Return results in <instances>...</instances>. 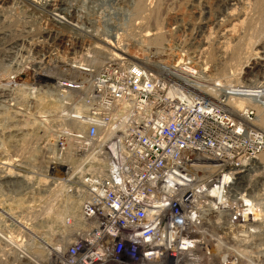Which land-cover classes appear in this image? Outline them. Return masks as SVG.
I'll return each instance as SVG.
<instances>
[{
	"label": "built area",
	"instance_id": "built-area-1",
	"mask_svg": "<svg viewBox=\"0 0 264 264\" xmlns=\"http://www.w3.org/2000/svg\"><path fill=\"white\" fill-rule=\"evenodd\" d=\"M120 21L115 9L76 14L45 53L28 47L17 55L10 82L19 85L27 70L34 91L45 75L57 104V159L43 173L44 187L62 190L57 213L72 198L78 204L41 238L12 219L0 230V264H204L196 254L204 228L221 218L214 210L198 216L206 196L228 194L231 202L241 191L253 199L242 191L245 180L264 183L262 165L254 166L263 154L255 112L244 108L237 118L228 107L243 89L198 87L188 63L180 68L188 79H166L131 58L115 33ZM98 54L104 58L95 66Z\"/></svg>",
	"mask_w": 264,
	"mask_h": 264
},
{
	"label": "rangeland",
	"instance_id": "rangeland-1",
	"mask_svg": "<svg viewBox=\"0 0 264 264\" xmlns=\"http://www.w3.org/2000/svg\"><path fill=\"white\" fill-rule=\"evenodd\" d=\"M205 1H207L209 3L208 6H210L209 14H205L207 11L202 10L203 1L201 0L98 1L95 7L85 8L83 17H86V14L90 11L95 12L100 7L107 10L115 9V12L119 14V18L121 19L120 26H116L117 29H115V33L124 38L125 41H120L123 43V46L127 44L134 50L136 49L139 51L141 50L140 48H142L145 53L147 52L146 54L149 56L148 60H151V62H158L161 68L165 70H178L182 68L185 63H188L187 67L190 69L193 68V70L197 72V79L201 81L200 83L203 84V86H209L208 84H214L215 82L221 84L227 83L231 86L234 85V87L242 86V88L246 87V89L253 90L256 89L255 86H257V88L263 86L264 74L262 75V73H264V68H256L253 72L251 70V73H249L250 70L243 68L244 65H238L236 59L239 58L238 56H243V53L246 51L257 53L258 57L264 59V0H256V2L255 0H251L249 1L250 4L246 7L241 5L243 4L241 2V4L235 5L236 7L234 6L232 8L235 9L236 12L238 10V13L245 8V12L239 13L242 17H238V22L242 21L241 27L233 30V32L232 28H226V25H224L228 16L216 5L214 0ZM7 5L8 4L3 5L7 11L2 13V16L6 20H11L12 25L10 27H7L6 23L0 25L1 69H3L2 67H4L5 64H8V62H5L6 58L4 57L5 54L3 56V53H6L9 48L7 47L4 50V45L10 43V41L14 39L21 40V38H24L27 40V37L30 36L39 37L38 29L41 28H38L41 24V20H39L40 24L36 23L37 25L39 24L36 27L35 23L34 25L31 24L27 14H21L22 9L20 11L15 5ZM68 5H70L71 8ZM64 6H68V9H70L68 12L73 15L72 12L75 11L74 8L76 7L75 0L67 1L63 7ZM173 14L185 16L184 21L181 23L174 21L168 24V19ZM148 18L150 21H148ZM153 18L157 20V23H155L156 26L152 22V20L155 21ZM242 18H245V20ZM231 19L232 18L229 20ZM166 23L168 24L167 26ZM30 31H32V33H30ZM64 31L66 30H57L54 33L51 32V38L60 37ZM147 32L152 35H155V33L162 35V44L159 45L160 47L146 46L142 42ZM47 37L48 36H45L39 39L44 41L42 44L46 45V43L51 40ZM25 42L27 43V41ZM25 42H19L17 44L19 46L17 48L14 47L13 53L10 54V58L14 57V59L19 62V67L21 66V60L17 56L19 52L22 53L28 47L34 51H39L40 49V43L29 45ZM206 42H208V45ZM61 49L60 47V50ZM40 50H43L42 52L45 53L48 50V46ZM70 56L71 55L67 57L68 60ZM64 61L66 62V60ZM12 71H9L8 74L4 73L6 76L0 73V170L4 167L2 165L4 159H7L9 161L7 164L10 163V168L12 167L10 170L13 173H16V170L19 169L15 166L21 165L26 170L32 171L35 175H43L46 169L50 167L51 163V160H49V157L51 158V146L49 145L53 143L52 130L54 129V125L50 123L52 122L50 120H53V118L49 117V115L52 116V113L56 110V108L55 110L49 108L50 106L52 107V105H49L52 98L48 88H46L49 79L45 75H40L37 80L38 90L32 92L28 86L18 88L19 85L33 82L32 74L25 70L23 75L17 80V84L19 85L15 87L10 82ZM164 77L166 79L172 78L165 75ZM234 80L238 82H236L237 85H235L236 83ZM47 143L49 144L48 146ZM1 177L0 173V216H2L0 217L2 221L0 230L8 231L12 228L11 220L17 219L20 222V224H17L18 231L25 232V229H29L41 238L44 232H49L56 226L55 222H51L53 218L58 219L55 217L56 215L53 210H51L48 215H45L41 207L35 203L40 202L44 204V198L45 200L49 198L52 199V197L58 195L60 192L59 190L58 192H54L48 188H44L46 191L41 192L38 196L36 195V192H38L36 190L33 191V194L28 193L24 196V187L26 184L22 182L21 179L14 177L12 179L2 180ZM19 182L24 184H20ZM33 186L35 185L33 184ZM36 186L41 187L38 185ZM28 188L29 187L25 189ZM31 197H33V199H31ZM59 198L60 197H58V199ZM11 199H14L13 202ZM16 200L18 201L16 202ZM10 201L11 203H9ZM27 204L29 206H27ZM11 205H15L13 207L15 210ZM34 205L38 207L35 206L33 208L32 206ZM34 209L36 212H34ZM37 212L40 217H38ZM10 216L15 218L11 219ZM43 219L47 220V222L42 225L40 223V225L35 224L36 221H44ZM238 231L239 235L245 233V231L242 232L241 229H238ZM230 239L225 238L223 240ZM234 249L235 247L232 248V250ZM211 259H209L208 264L211 263ZM220 263L221 262L217 264Z\"/></svg>",
	"mask_w": 264,
	"mask_h": 264
},
{
	"label": "bare ground",
	"instance_id": "bare-ground-1",
	"mask_svg": "<svg viewBox=\"0 0 264 264\" xmlns=\"http://www.w3.org/2000/svg\"><path fill=\"white\" fill-rule=\"evenodd\" d=\"M67 1H70V0H62V1L61 0H0V25L1 24L3 25V23H6L7 27H10L12 25L11 20L10 21L6 20L2 16V13L7 11V9L5 7H3V5H5V4L15 5L17 7V9L20 11L22 9L21 14H23V15L27 14V16H29V19H30L32 25H34V23L35 24L39 23V20H41V24L39 23L41 26L39 24H38L39 26L36 24V27L37 26H38V28L41 27L38 29L39 30L38 31L39 37L30 36V37H27V40H25L24 38H21V40H15L14 39V40L10 41V43H7L6 45H4V50L7 47L9 48V50L6 51V53H3V56L5 54L4 57L6 58L5 62H8V64H5L4 67L1 66L3 69L0 68L1 69L0 73L8 74L9 71H12V70H13L12 72H15L17 70V68L19 67V62L16 59H14V57L10 58V54L13 53L14 47L17 48L19 46V45H17L19 42L27 41V43L29 45L30 44L35 45V44L40 43L39 44L40 48H43L45 46V44H42L44 41L39 40V39H41L45 36H48L47 38L54 40L55 38L54 39L51 38L52 33L56 32L57 30H60V31L66 30L67 31L69 29L68 23H70V21L72 19H74L76 14L79 15V13H81L83 15V11L85 10L86 7H90V8L95 7L97 5L98 1H106V0H75L76 7L74 8L75 11L72 12L73 15H71L68 12V10H70V9H68V6L70 7V5H68L67 7L66 6L63 7V5ZM201 1H203V3H202L203 9L202 10L207 11V13H205V14H209L210 13V6H208L209 3L205 0H201ZM249 1H251V0H214L216 5L218 7H220V9L225 13L226 16H228V19L224 22V25H226V28H228V27L232 28V32H233V30L241 27L242 21L238 22L239 21L238 17L241 16V14H239V13L245 12V8L242 9V11H239V13H238V10L236 12V10L232 9V8L235 5L241 4V2L243 3L241 5H244V7H246L248 4H250ZM255 2H256V0H255ZM85 3H87V4H85ZM76 17L78 18L80 16H76ZM184 17L185 16H183L181 14L180 15L179 14H173L168 19V24H169V22H174V21L181 23L184 21V19H185ZM230 18H232V19L229 20ZM245 18L244 19L242 18V19L245 20ZM154 20L155 21L152 20V22L156 26L155 23H157L156 22L157 20L156 19H154ZM148 21H150L149 18H148ZM28 23H29V21H28ZM168 24L166 23V26ZM66 31H64L62 33V35ZM30 33H32V31H30ZM34 37H36V38H34ZM142 42L146 46H150V47L151 46L152 47L158 46V47H160L159 45L162 44V35L158 34V33L157 34L155 33V35H152V34H149L147 32L145 34L144 38L142 39ZM206 44L208 45V42H206ZM124 47H125V49L126 48L128 49V53L133 60L139 61L140 63H142L147 68H149V69H151V70H153V71H155L161 75L163 74V76L165 75V76H169V77L176 78V79H180L183 77L182 80L189 78V77L185 76L187 73L184 72L183 70H181L180 68L178 70L172 69L171 71L165 70V69L161 68V66L159 65L158 62H151V60H148L149 56H148V54H146L147 52L145 53V51H143L142 48H140L141 50L139 51L136 49L134 50L133 48H131L127 44ZM135 48H136V46H135ZM2 50H3V48H2ZM15 51H14V53H15ZM246 52H249V51H246ZM246 52L243 53V56H241V57L238 56L239 58H237V59L235 58L237 61L236 63L238 65H241V66L244 65L243 68L249 69L250 70L249 73H251V70L253 72L254 69H256V68L257 69L258 68L259 69L264 68V59H262L261 57H258L257 53H250V52L246 53ZM207 53H209V52H207ZM4 57H3V59H4ZM96 57L97 58H96L95 66H98L103 62L104 57L101 56L100 54H98ZM228 58H229V56H228ZM191 69H193V68H191ZM256 72H258V71H256ZM263 74L264 73H262V75ZM236 79H238V78H236ZM234 81H235V83L237 82L236 80H234ZM237 83L235 85H237ZM26 86L30 87V85L26 84V85H19L18 88H22V87H26ZM197 86L207 90V88L202 86V85L197 84ZM255 87H256V89L253 90V89H248V88L246 89V87L245 88L243 87L244 88L243 89L241 86L240 88L243 89L242 95L238 98H230L228 101V107L231 109V112L233 113V115L237 118L242 117V113H243L242 111H244V108H249V110L251 109L255 112V118L251 121V126L253 125L256 128V130L258 131V133H260L262 135L263 154H261L262 156L260 157L258 162L254 163V166L262 165L260 168L262 171L261 177L264 180V92H263L264 90H262V89H264V85L259 86L258 88H257V86H255ZM259 88H262V89H259ZM30 89L32 90L33 88H30ZM249 92H251V93H249ZM255 93H258V94H255ZM31 95H33V94H31ZM48 102H49V100H48ZM51 104H52V102H49V105H51ZM56 105L57 104H55V105L52 104V107L50 106L49 108L50 109L52 108L53 110H55V108L57 109ZM49 117H51V116L49 115ZM50 121L53 122V120H50ZM52 122H50V123L52 124ZM39 123H41V122H39ZM52 132H54V129L52 130ZM53 136H54V134H53ZM48 145L49 144L47 143V146ZM52 145L53 144L49 145V146H51L50 147L51 158L49 157V160H51V162L54 160V158L57 159L52 154V148H53ZM8 162L9 161L7 159H4V162L2 163V165L4 166L0 170L2 180L12 179L14 177L21 179L22 182H24L26 184L24 187V190H25L24 196L26 194H28L27 189H25V188H27L29 186L32 187L33 184L35 185L34 186L35 189L39 190L38 192H36L37 196L41 192L46 191L45 190L46 188L44 186L47 183V179L44 177V175H39V174L35 175L32 171L26 170L21 165L15 166V167H18L19 169H17V170L15 169L17 172L13 173L10 170L12 168V167L10 168V166H11L10 163L7 164ZM252 179H254L253 176H251L249 179L245 180L246 182H244V184L246 186H244V187H246V189L244 188V189H242V191H244L246 193V194H244L246 197L249 196L253 199H245L244 197H242L241 191L235 192V194H234L235 198H233V200L231 202L227 199L228 194H227V197L224 195H218L217 197L214 195L210 196V197L206 196L205 200L208 201L207 205L205 206V208L203 209V211L201 213L200 212L197 213L198 216L203 217L204 215L213 213V210H214V212L221 214V218H218V220H215L213 223L210 222V225H208V227L204 228V231H203L204 245H203V247L205 249V252L202 251L203 250L202 246H198L199 247L198 253H196V254L198 255L199 258H202L203 261H205V264H208V261L211 258H212L211 263H209V264H217L219 262H221L220 264H264V210H262V209H264V183L260 187V186H258L257 183L252 182ZM45 181H46V183H45ZM19 183H18V185H19ZM24 183H20V184H24ZM36 185L41 186V187H37ZM59 191L60 192L58 193V195H55L54 197H52V199L49 198L48 200H45V198H44L43 203L45 205L40 203V202H37V203L34 202L35 204H39V207H41V209L45 215H48L51 212V210H53V212L56 215L55 217L58 219H60L59 217H61L62 214L64 215L67 211H69V210L73 211L77 207V204H78L77 200L75 201L74 198H72L68 202L69 205L65 204V207L63 209H61V213L60 212L57 213V204L56 203L59 200L58 197H60L62 195V190L59 189ZM237 191H239V190H237ZM237 196H240L239 199L236 198ZM13 200L11 199L12 202H13ZM11 201L9 203H11ZM17 201L18 200H16V202ZM14 203H15V201H14ZM31 204H33V203H31ZM14 206L15 205H13L12 208ZM27 206H29V205L27 204ZM35 206H37V205H34L32 207L34 208ZM230 206H232V207H230ZM10 210H11V208H10ZM27 210H30V209H27ZM42 211H41V214H42ZM34 212H36V210ZM37 215H38V212H37ZM13 216L12 217L10 216L11 219L15 218ZM0 217H2V216H0ZM38 217H40V215H38ZM233 217H235V219ZM58 219H54V220H58ZM24 225H26V224H24ZM249 227H251V228H249ZM238 229H241L242 232L245 231V233H242L241 235H239ZM225 238H228V239L232 238V239L223 240ZM233 247H235L234 250H232ZM201 252H204V253L200 255Z\"/></svg>",
	"mask_w": 264,
	"mask_h": 264
}]
</instances>
